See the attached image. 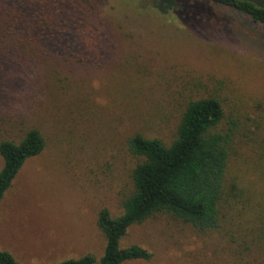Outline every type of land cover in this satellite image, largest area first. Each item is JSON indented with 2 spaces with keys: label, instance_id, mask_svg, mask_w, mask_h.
Instances as JSON below:
<instances>
[{
  "label": "rangeland",
  "instance_id": "obj_1",
  "mask_svg": "<svg viewBox=\"0 0 264 264\" xmlns=\"http://www.w3.org/2000/svg\"><path fill=\"white\" fill-rule=\"evenodd\" d=\"M37 2L0 0V141L31 129L44 140L2 198L0 251L18 264L99 260L97 215H121L133 190L140 160L128 140L168 146L186 105L214 98L224 112L217 130L235 124L219 226L199 231L156 214L120 245L152 253L127 264H264V26L206 3L180 25L140 16L135 0H49L62 12L57 40L1 35V16Z\"/></svg>",
  "mask_w": 264,
  "mask_h": 264
},
{
  "label": "trees",
  "instance_id": "obj_2",
  "mask_svg": "<svg viewBox=\"0 0 264 264\" xmlns=\"http://www.w3.org/2000/svg\"><path fill=\"white\" fill-rule=\"evenodd\" d=\"M131 3V1H130ZM142 0L133 2L140 16L154 13L180 25L196 19L194 9L204 10V3L246 16L252 23L264 26V0ZM167 3V4H168ZM141 4V5H140ZM159 5V6H158ZM200 5V7H195ZM16 17L1 16V35L19 36L30 41L53 42L63 27L56 17L62 13L49 0H38ZM160 13V14H159ZM53 16V17H52ZM203 16V15H202ZM200 17V16H199ZM68 25L70 23H67ZM72 28V26H69ZM20 28V29H19ZM19 29V30H18ZM224 112L217 99L191 101L186 105L177 126L176 138L166 146L157 139L135 135L127 142L129 152L140 161L131 173L132 193L122 205V214L113 218L106 209L96 218L105 246L99 260L87 254L59 264H127L150 261L152 253L120 243L128 230L156 214H168L199 231L219 226L218 204L224 193L232 136L235 124L225 131L217 130ZM44 140L37 130H28L18 142L0 141V204L24 163L38 156ZM0 264H18L7 252L0 251Z\"/></svg>",
  "mask_w": 264,
  "mask_h": 264
}]
</instances>
